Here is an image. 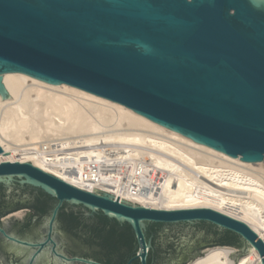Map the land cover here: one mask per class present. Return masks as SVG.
<instances>
[{
  "label": "water",
  "instance_id": "water-1",
  "mask_svg": "<svg viewBox=\"0 0 264 264\" xmlns=\"http://www.w3.org/2000/svg\"><path fill=\"white\" fill-rule=\"evenodd\" d=\"M8 72L73 86L244 163L264 162V0H0L1 100H11L1 84ZM8 156L15 163L0 164V212L18 211L0 219V264H37L47 248L44 264H101L56 252L62 207L128 225L136 250L125 264H190L214 244L238 249L234 264L247 254L264 264V243L241 222L88 193L0 147ZM57 230L70 247L102 250L77 230L58 222ZM8 232L46 235L31 242ZM21 250L30 253L18 258Z\"/></svg>",
  "mask_w": 264,
  "mask_h": 264
},
{
  "label": "bare ground",
  "instance_id": "bare-ground-1",
  "mask_svg": "<svg viewBox=\"0 0 264 264\" xmlns=\"http://www.w3.org/2000/svg\"><path fill=\"white\" fill-rule=\"evenodd\" d=\"M1 84L11 100L0 98V147L18 164L150 210H211L264 243V162L244 163L67 84L11 72ZM236 252L207 247L190 264H234L228 256ZM258 262L247 254L236 264Z\"/></svg>",
  "mask_w": 264,
  "mask_h": 264
},
{
  "label": "trees",
  "instance_id": "trees-1",
  "mask_svg": "<svg viewBox=\"0 0 264 264\" xmlns=\"http://www.w3.org/2000/svg\"><path fill=\"white\" fill-rule=\"evenodd\" d=\"M57 220L58 224L66 230H77L76 235L84 243L93 244L102 249L100 252L93 253L80 252L83 257L91 258L98 263L125 264L136 250L134 236L129 226L109 220L100 213L85 218L79 212L67 214L62 207ZM226 234L231 233L227 232ZM125 248L126 250H123ZM133 264H138V262L135 261Z\"/></svg>",
  "mask_w": 264,
  "mask_h": 264
},
{
  "label": "flooded vegetation",
  "instance_id": "flooded-vegetation-1",
  "mask_svg": "<svg viewBox=\"0 0 264 264\" xmlns=\"http://www.w3.org/2000/svg\"><path fill=\"white\" fill-rule=\"evenodd\" d=\"M18 208H10V212H5V213H1L0 215V219H3L5 217H8L7 215L11 214V213H15ZM15 218V215H11ZM84 216V215H83ZM92 216V215H91ZM89 216V217H91ZM57 219H58V216H57ZM56 219V223H55V226H54V231H53V235L52 237H55V235H57V239H58V247L56 248V252L60 253V254H64L65 256L67 257H81V258H85V259H91V258H88V257H83L82 254L80 253L81 250L76 248V247H70L66 242L65 238L63 237V235L57 230V222L58 220ZM19 223V221H18ZM18 223H14V224H18ZM47 232V231H46ZM10 234H14V233H11V232H8ZM15 236H17L18 238L22 239V240H27V241H31V242H39L40 240H43L45 238V235H41V236H37V237H34V236H31L27 239H24V238H21L19 237L17 234H14ZM217 245H224V244H214V246H217ZM207 248V247H206ZM47 251L49 250V248L46 249ZM47 251H43L41 252L37 257L40 258V262L37 263V264H44L46 263L48 260H49V257L47 255ZM27 253H30V251H27V250H21V253L19 256H17L18 258H21L22 256L26 255ZM93 260V259H91ZM53 262V263H52ZM50 262L49 264H60V262H56V261H52ZM148 263L150 264L149 260H148Z\"/></svg>",
  "mask_w": 264,
  "mask_h": 264
},
{
  "label": "rangeland",
  "instance_id": "rangeland-1",
  "mask_svg": "<svg viewBox=\"0 0 264 264\" xmlns=\"http://www.w3.org/2000/svg\"><path fill=\"white\" fill-rule=\"evenodd\" d=\"M205 249V248H204ZM204 249H199V250H196V252L198 253V254H200L201 252H202V250H204ZM238 250V249H237Z\"/></svg>",
  "mask_w": 264,
  "mask_h": 264
}]
</instances>
